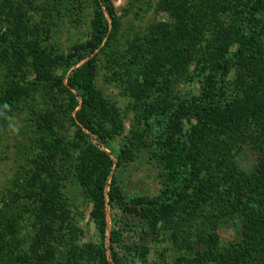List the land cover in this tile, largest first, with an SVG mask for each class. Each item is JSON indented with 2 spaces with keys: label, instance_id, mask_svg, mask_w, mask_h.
I'll use <instances>...</instances> for the list:
<instances>
[{
  "label": "rangeland",
  "instance_id": "1",
  "mask_svg": "<svg viewBox=\"0 0 264 264\" xmlns=\"http://www.w3.org/2000/svg\"><path fill=\"white\" fill-rule=\"evenodd\" d=\"M110 1L115 23L105 14L109 28L93 56L99 105L81 110L66 90L75 94L73 48L94 34L91 0H0V264H97L91 200L77 176L87 146L76 134H88L78 113L103 137L88 143L112 161L108 182L122 200L105 210L110 264H129L108 242L118 227L139 264H264V57L228 75L223 121L192 151L196 188L155 230L132 213L163 191L162 114L177 98L199 96L205 60L249 0ZM17 35L45 52L61 87L36 82L33 53L8 41ZM26 90L11 107L1 105ZM200 116L183 117L182 140Z\"/></svg>",
  "mask_w": 264,
  "mask_h": 264
},
{
  "label": "trees",
  "instance_id": "2",
  "mask_svg": "<svg viewBox=\"0 0 264 264\" xmlns=\"http://www.w3.org/2000/svg\"><path fill=\"white\" fill-rule=\"evenodd\" d=\"M101 1L91 0L96 18L92 39L85 45L72 50L74 57L72 65L75 67L68 81V87L75 94L68 90L66 94L73 104H75L76 96L80 98L81 110H89L99 105L94 85L93 56L99 50L109 28V21L105 14L111 24H114L116 19L111 1ZM101 3L105 12L102 10ZM239 5L234 9L230 26L221 32L217 50L204 62L202 71L204 78L199 96L191 99L177 98L176 102L162 114L159 121L160 132L156 144L161 165L166 173L163 191L158 196L139 201L132 211L151 230H155L164 219L168 218L198 185L199 171L192 164V151L203 138L207 127L221 124L223 121H218V114L221 110L223 90L231 70L240 64L251 63L264 57V0H249L246 5ZM8 41L23 46L33 53L37 83L61 87L62 80H57L48 70L47 55L44 51L39 47L31 46V43L20 35L11 36ZM28 92L29 90L13 93L10 99L3 101L1 105L11 107ZM72 107L71 110L74 111L75 107ZM190 111H198L201 116L196 119L187 138L182 140L180 138L182 119ZM81 114H77V119L88 134H84L81 129H78L76 134V137L84 141L87 146L79 159L77 176L80 185L89 194L91 200L90 222L99 243L97 264H110L104 246L105 210L107 206L111 211L119 209L122 206V200L114 181L108 182L112 161L107 154L88 143L90 136L95 137L99 143H103L104 139L93 123L83 119ZM261 208L264 212V205ZM123 232L119 227L110 231L108 242L111 250L121 249L129 257V264H139L143 259L135 245L128 241Z\"/></svg>",
  "mask_w": 264,
  "mask_h": 264
}]
</instances>
